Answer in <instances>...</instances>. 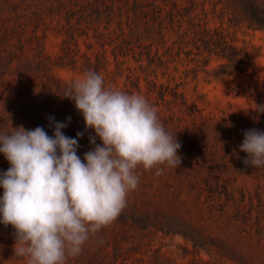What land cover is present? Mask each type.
<instances>
[{
    "label": "rangeland",
    "instance_id": "374dc122",
    "mask_svg": "<svg viewBox=\"0 0 264 264\" xmlns=\"http://www.w3.org/2000/svg\"><path fill=\"white\" fill-rule=\"evenodd\" d=\"M76 1L89 0H0V128L40 126L52 136L48 117H54L68 124L64 135L84 132L77 152L83 159L95 132L85 130L82 114L62 95L86 71L99 70L106 86L141 94L157 109L181 144V164L158 165L160 175L139 166L138 187L121 214L67 264H264V172L243 166L239 147L246 130H264V110L257 107L264 106V57L257 69L218 76L222 60L189 42L191 36L182 35L180 44L168 20L164 40H139L131 32L130 25L146 21L136 16L137 4L151 20L158 10L176 11L178 0H117L110 21L83 16ZM90 1L103 9L109 0ZM206 11L212 27L228 28L219 0H207ZM230 35L241 45L264 46V31L239 26ZM151 53L159 60L150 61ZM42 60L53 67L51 87ZM9 167L0 153V172ZM14 233L0 223V264H26L14 257Z\"/></svg>",
    "mask_w": 264,
    "mask_h": 264
},
{
    "label": "clouds",
    "instance_id": "9594fccd",
    "mask_svg": "<svg viewBox=\"0 0 264 264\" xmlns=\"http://www.w3.org/2000/svg\"><path fill=\"white\" fill-rule=\"evenodd\" d=\"M62 97L74 102L85 130L95 132L83 159L77 152L84 132L68 137L63 133L68 124L54 117H48L52 136L40 126L0 128V153L10 165L0 172V223L15 229L14 257L26 264H67L121 214L129 192L138 187L139 166L157 168L160 175L158 165L181 164L176 134L166 131L143 95L108 87L101 74L89 70ZM243 135L244 164L264 166V130Z\"/></svg>",
    "mask_w": 264,
    "mask_h": 264
},
{
    "label": "trees",
    "instance_id": "16d2710c",
    "mask_svg": "<svg viewBox=\"0 0 264 264\" xmlns=\"http://www.w3.org/2000/svg\"><path fill=\"white\" fill-rule=\"evenodd\" d=\"M77 2L75 6H82L78 11L83 16L104 17L107 21H110L118 15L117 0L105 2L103 9L90 0L85 4ZM206 2L207 0H178L175 3L176 11L168 12V15L164 16L163 11L158 10L152 17V21L148 20L150 14L144 8L141 9V4L139 3L136 5V16L144 17L146 21L143 25L138 23L134 27L130 25L129 28L139 40H143L145 36H147L148 40H150V37L153 38L155 36L164 40L168 33L169 35L171 34L165 26V20H168V23L174 28L173 31H178L181 34V38L178 40H181L180 44L182 42L185 44L186 41L182 35L191 36L190 40H188L189 42L197 46H208L212 53L222 60V63L215 69L218 72V76L231 75L235 72L244 73L251 69H257L258 66L255 61H260L264 57V46L253 43L241 45L238 39L230 35V31L235 30L239 26H242L247 31H264V0H219L222 13L227 18V22H222V27L224 28L226 23L228 28L223 30L218 27H212L208 17H203L207 15ZM188 3L191 6L186 5ZM201 4L203 7L199 11ZM63 5L65 6V3L61 2L60 7H63ZM73 12V10L68 11L69 14ZM186 24H189L188 28H186ZM44 51L45 49L42 45L40 54H45ZM115 56L118 57L119 55ZM148 57L152 62L159 60V58L153 57L152 53ZM88 62L90 66L93 65L92 59H89ZM40 64L47 68L46 74L50 78L49 86H53L55 77L52 65L49 66L45 60L40 61ZM97 73L101 74L99 70ZM162 96L166 95L162 94ZM246 158L247 153L243 152L240 158V163L243 166H245L243 161ZM256 169L264 172V166Z\"/></svg>",
    "mask_w": 264,
    "mask_h": 264
}]
</instances>
